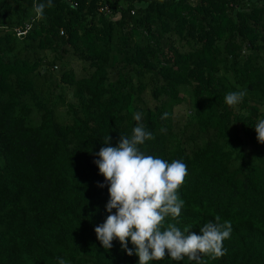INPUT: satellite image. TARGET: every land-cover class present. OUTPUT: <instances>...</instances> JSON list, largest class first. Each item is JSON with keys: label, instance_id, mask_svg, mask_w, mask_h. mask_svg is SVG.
I'll return each instance as SVG.
<instances>
[{"label": "trees", "instance_id": "obj_1", "mask_svg": "<svg viewBox=\"0 0 264 264\" xmlns=\"http://www.w3.org/2000/svg\"><path fill=\"white\" fill-rule=\"evenodd\" d=\"M34 2L0 0V264H137L94 233V154L137 123L153 133L141 151L187 166L164 227L230 221L226 254L201 264H264V0H53L41 19Z\"/></svg>", "mask_w": 264, "mask_h": 264}, {"label": "clouds", "instance_id": "obj_2", "mask_svg": "<svg viewBox=\"0 0 264 264\" xmlns=\"http://www.w3.org/2000/svg\"><path fill=\"white\" fill-rule=\"evenodd\" d=\"M53 0L34 2L36 19L44 16L46 7ZM245 91H230L223 100L227 106L240 104ZM167 113L161 119H166ZM133 119L141 121V114ZM256 139L264 143V119H259L254 127ZM164 131V129H161ZM153 133L143 124L137 123L130 136L121 135L115 147L109 145V137L94 155V164L104 178L99 188L107 186L108 199L105 204L106 219L94 228L96 239L104 249H111L113 241H118L127 256L138 257L137 264H150L167 256L173 261L187 258L201 264V254L212 258L223 257L227 249L223 241L230 237V221L208 222L192 232L181 230L175 224L164 227L167 216L179 217L184 201L178 194L187 175L186 164L179 159L171 162L159 156L147 155L140 145L152 139ZM115 210V211H113ZM129 242L133 247H129ZM56 264H70L62 257Z\"/></svg>", "mask_w": 264, "mask_h": 264}, {"label": "rangeland", "instance_id": "obj_3", "mask_svg": "<svg viewBox=\"0 0 264 264\" xmlns=\"http://www.w3.org/2000/svg\"><path fill=\"white\" fill-rule=\"evenodd\" d=\"M82 65L79 62H75L73 65V68L77 71V73L80 75L82 73ZM190 111L186 109L185 106H181L176 109V116L177 118L180 119H185L187 118V114L189 115Z\"/></svg>", "mask_w": 264, "mask_h": 264}, {"label": "built area", "instance_id": "obj_4", "mask_svg": "<svg viewBox=\"0 0 264 264\" xmlns=\"http://www.w3.org/2000/svg\"><path fill=\"white\" fill-rule=\"evenodd\" d=\"M21 34H24V33H19V35H21Z\"/></svg>", "mask_w": 264, "mask_h": 264}]
</instances>
